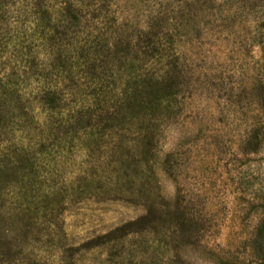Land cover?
<instances>
[{
	"label": "rangeland",
	"instance_id": "obj_1",
	"mask_svg": "<svg viewBox=\"0 0 264 264\" xmlns=\"http://www.w3.org/2000/svg\"><path fill=\"white\" fill-rule=\"evenodd\" d=\"M64 1H80L83 36H118L119 57L169 71L158 91L172 108L161 111L158 143L132 155L155 178L136 167L135 182L95 184L75 198L69 162L67 193L51 202L57 218L18 230L20 243L42 264H264V0ZM40 4L0 0L8 67L42 43L30 26ZM119 189L127 193L105 194ZM20 245L10 261L30 264Z\"/></svg>",
	"mask_w": 264,
	"mask_h": 264
},
{
	"label": "trees",
	"instance_id": "obj_2",
	"mask_svg": "<svg viewBox=\"0 0 264 264\" xmlns=\"http://www.w3.org/2000/svg\"><path fill=\"white\" fill-rule=\"evenodd\" d=\"M41 1L30 26L41 32L42 43L12 67L0 61V264L14 263L8 251L13 242L21 244L19 255L30 264H42L16 233H31L46 224L42 219L57 218L51 202L67 193L69 162L77 163L75 198L95 184L135 182L130 173L136 167L155 178L153 165L142 169L132 155L141 143H158L161 111L172 108L170 96L158 91L169 71L154 75L151 63L136 68L119 57L118 36L106 38L100 30L83 36L80 1ZM93 21L101 26L99 17ZM68 33L70 50L63 43ZM112 193L127 192L105 194Z\"/></svg>",
	"mask_w": 264,
	"mask_h": 264
}]
</instances>
